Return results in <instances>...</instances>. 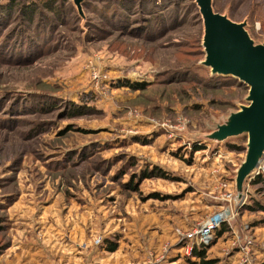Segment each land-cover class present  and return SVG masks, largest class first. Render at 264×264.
<instances>
[{
  "label": "rangeland",
  "instance_id": "1",
  "mask_svg": "<svg viewBox=\"0 0 264 264\" xmlns=\"http://www.w3.org/2000/svg\"><path fill=\"white\" fill-rule=\"evenodd\" d=\"M214 8L264 42V0ZM204 34L196 0H0V264H199L179 231L235 195L246 138L209 134L248 95L203 64ZM247 186L202 246L218 264H264Z\"/></svg>",
  "mask_w": 264,
  "mask_h": 264
},
{
  "label": "water",
  "instance_id": "2",
  "mask_svg": "<svg viewBox=\"0 0 264 264\" xmlns=\"http://www.w3.org/2000/svg\"><path fill=\"white\" fill-rule=\"evenodd\" d=\"M82 1L75 0L78 7ZM196 1L205 23L203 64L212 73L232 76L248 87L245 102L236 104L238 109L209 134V141L218 143L230 138H246L245 157L233 170V207L237 211L245 200L248 182L257 174L264 159V42L255 43L245 21H234L216 11L214 0Z\"/></svg>",
  "mask_w": 264,
  "mask_h": 264
},
{
  "label": "built area",
  "instance_id": "3",
  "mask_svg": "<svg viewBox=\"0 0 264 264\" xmlns=\"http://www.w3.org/2000/svg\"><path fill=\"white\" fill-rule=\"evenodd\" d=\"M257 175H261L264 177V159L258 166ZM254 176V177H255ZM253 177V178H254ZM234 200V191L229 190L223 196L224 206L222 209L214 214L209 215L201 221L196 227L191 230H185L183 232L179 231L180 235L184 238H187L188 241H195L197 246H205L207 245L213 238L215 231L220 228L223 222L229 224L230 218L235 214L232 210ZM221 214H224L223 217H220ZM101 238L97 239V243H101ZM166 259V254L151 256L149 259L145 260L143 264H162V262Z\"/></svg>",
  "mask_w": 264,
  "mask_h": 264
},
{
  "label": "trees",
  "instance_id": "4",
  "mask_svg": "<svg viewBox=\"0 0 264 264\" xmlns=\"http://www.w3.org/2000/svg\"><path fill=\"white\" fill-rule=\"evenodd\" d=\"M22 1L23 0H9L10 4L12 6L21 5V2ZM240 86H244V85L241 84ZM238 146L239 145H236V144L232 145V147H234V148H236ZM241 149H243V148H241ZM144 175H147V173L144 174ZM250 182H251V184L253 186H257V187L259 186L257 188V191L258 192L264 193V177L263 176L257 175L254 178H252L250 180ZM228 229H229L228 224L226 222H223L222 225L220 226V228H218L216 230V234L222 235V234L226 233V231H228ZM107 247L111 251H115V249H116V246L112 242H110ZM193 249L194 250H193L192 256H195L197 258L196 262L198 261L199 264H218L219 263V260H217L215 258H208L207 257V249L205 247H202V246H200V247L194 246Z\"/></svg>",
  "mask_w": 264,
  "mask_h": 264
}]
</instances>
